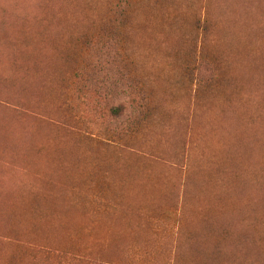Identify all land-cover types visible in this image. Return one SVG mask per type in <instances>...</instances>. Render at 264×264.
I'll return each instance as SVG.
<instances>
[{"label":"rangeland","instance_id":"rangeland-1","mask_svg":"<svg viewBox=\"0 0 264 264\" xmlns=\"http://www.w3.org/2000/svg\"><path fill=\"white\" fill-rule=\"evenodd\" d=\"M228 1L234 3L224 6L228 8L225 17L233 16L234 4L243 0ZM247 1L248 9L240 8L238 15L249 16L256 12V6L257 12L262 14L257 0ZM238 5L244 6L243 3ZM150 6H145V2L139 5L141 13L138 9L135 11V23L120 41L128 54L125 57L133 61V73L131 70L128 73L130 65L124 60L123 66L111 74L118 80L117 73L121 70L124 80L141 78L153 85L148 103L150 112L135 141L129 137L118 143L105 139L110 129L125 121V113L131 112V108L126 104L123 116L112 117L110 106L120 104L118 98H124L122 92L116 89L99 91L94 87L97 77L84 76L85 70H92L94 66L102 68L97 73L99 77L106 69L97 63L103 51H94V42L88 52L79 44L83 31L88 30L92 36L99 32L98 27L81 29L82 25L73 21L75 15L69 17L70 23L59 24V20L55 28L65 46L54 39L58 44L54 47L62 52L49 60L46 67L33 66L37 42L29 43L10 59L0 52V123L6 124L11 131L29 130L28 137L32 136L35 148L33 160L27 157L17 163L11 161L12 157L0 160L4 166L0 169V180L15 183L13 186L18 189L28 186L33 190L40 186L44 176H51V180L60 179L79 192L70 193L79 204V220L67 227L69 233L42 235L0 226V259L3 262V257L19 255L17 261L12 259L9 264H35L34 252L21 256L24 254L22 248L32 245L34 240L40 247L63 244L78 252L91 253L88 255L91 264H106L104 260L117 264H254L241 259L240 252H235L237 256L230 260L224 257L211 262L208 253L192 247L195 242L192 240L200 224L201 212L208 208L218 211L215 215L226 217L227 212H233L237 227L242 230L244 220L240 221V213L258 204L259 197L254 189L258 186L252 178L254 170L264 167V145L258 141L252 143L251 137L248 145L244 143L243 148L238 145L233 126L241 123L239 119L231 126L226 120L228 131L215 129L223 121L210 106H216L217 99L225 101L222 93L207 97L211 105L206 110L195 108L194 78L185 70L190 62L172 51L181 33L175 30L169 37L162 34L163 31L154 33L161 27L160 23L144 22ZM212 7L213 14L218 17L217 5L213 3ZM206 8L207 0H166L160 5L161 10L178 16L184 34L195 31L192 18L205 16ZM61 14L57 11L56 15ZM222 21H218L206 36V32L199 33V50L203 42L225 49L229 40L244 37L247 25L242 23L243 19L231 30L235 34L229 37H226L230 34L227 22L223 31ZM39 29V26L34 28L31 37L34 40L44 38ZM262 33L258 30L255 35L262 40ZM40 41L45 44V39ZM79 87H83L81 92ZM249 93L252 96L249 103L256 108L254 88L251 92L245 91V97ZM240 100L236 95L234 101L239 103ZM230 150L235 155L242 153L243 173L250 179L247 184L227 185L229 180H245L243 174L234 179V170L226 162ZM65 162L69 164L63 167ZM218 164L224 165L226 170L217 172ZM69 167L72 180L59 178L57 174L61 169ZM189 168L194 171L192 194L185 196L181 184ZM217 193L223 196L219 198ZM229 206L231 208L227 209ZM251 230L257 236L260 228ZM229 247L234 248L227 242L220 244L218 249ZM177 254H180L178 259ZM83 263L86 264L79 262Z\"/></svg>","mask_w":264,"mask_h":264},{"label":"trees","instance_id":"trees-1","mask_svg":"<svg viewBox=\"0 0 264 264\" xmlns=\"http://www.w3.org/2000/svg\"><path fill=\"white\" fill-rule=\"evenodd\" d=\"M165 1L166 0H0V29L2 28L0 31L2 32V30L5 29L2 33L0 32V40L4 43L2 45L0 41V52L4 54L5 58L9 57L10 59L12 55L20 54L23 51L22 48L28 46L29 43L32 45L37 42L38 46L35 49L36 58H33V66L35 68L46 67L49 60H52V58L54 59L62 52V49L58 50L54 47L58 45L55 43L54 39L58 42L60 40L62 43L59 42V45L63 44V46H65V42L62 41V37L55 28L59 20H61L59 24H63V22L70 23L69 17L75 15L74 18L76 17V20L73 19V21L78 26L81 24V29L88 26L98 27L100 29L99 32L92 36L88 30L83 31L80 35V40L82 42L79 40V44L88 52V47L94 42V51H103L101 57L97 59V63L103 65L106 69L103 70V72L101 71L102 75L100 74L99 77L97 73L102 70V68L94 66L92 70L83 71L84 76L86 78L90 76L93 78L97 77L94 87L99 91L100 89L104 91L107 89H116L122 92L124 98H118L120 104H113L110 106L109 110L112 117L120 118L124 115L125 105H130L131 112L125 113L127 116L125 121L120 122L116 128L110 129L108 133L105 134V139L109 142L118 143L121 142L124 137H129L132 141H135L136 138L140 136L143 121L150 112L148 103L151 101L152 95H150V93L153 85H148V83L141 78L124 80V75L121 70H118L117 73L118 80L113 79L111 74L114 69L123 66L124 60L130 65V68L127 69L128 73L130 70L133 73V68L131 67L133 61L130 62V58L125 57V55L128 56V54L125 48L121 46L120 41L126 38L127 29L132 27L135 23V11L141 3L145 2V6L151 5V8L149 7L150 9L146 11L144 22H159L161 26L155 29L154 33L163 31L165 33L162 34L167 37L171 36L169 33L175 30L176 33H181L177 36L179 41L175 42L172 51L178 54V57L184 59L185 62H190L185 70L194 78L195 108L202 107L206 110L208 105H211V103L207 102V97L211 94H217L216 92L222 93L225 97V101H219V99H217V105L215 106L212 104L213 107L210 106L211 110H216V114L219 115L221 117L220 120L223 121L222 124L216 125L215 129L219 131H228L226 120L228 119V125L231 126V123L235 124L234 121L239 119L241 123L233 126L235 129L234 132H236L238 145L241 148H243L244 143L248 145L249 137H251L250 141L252 143L258 141L259 144L262 143L264 145V0H257L263 15L257 12V6L256 12L251 13L249 16H247L248 14L238 15L240 8H245V10L248 9V1L243 0L237 2L238 4L243 3V7L234 4L235 7L231 9L235 16L227 17H225V10H228V8L224 6L230 7L234 3L233 1L231 3L228 0H220L219 2L217 0H207L205 16L193 17L192 19L195 21V31L186 34H184L181 25H179L180 20L178 16L160 9V5ZM213 3L217 5L215 9L219 12L218 17L212 12ZM14 4L18 6L15 8ZM8 5L10 6L8 7ZM43 7L45 10H43ZM7 10L8 12H10L9 10H13V12H10L13 15L10 13L8 14ZM94 10L95 15L93 16ZM57 11H61L62 14L57 16ZM141 11L142 9L139 8V14ZM22 13L23 17L20 15ZM24 13H28V15H26L27 17ZM42 13L43 16L41 15ZM18 14L22 19L20 18L17 21L16 18ZM142 14L145 15L144 13ZM14 15L17 17L15 18ZM10 16L15 19V22L10 20L13 19ZM220 18L223 20V31L226 27L225 22H227V30L230 34H226V37L235 34L231 32V30L235 29L238 22L243 19L242 23L247 25V29L245 28L244 30L245 36L243 38H235L232 41L229 40L225 49L218 48L211 43L207 44L206 42L200 41V43L203 42V44L199 50V33H201V31L204 33L206 32V36L208 31L218 25V21H221ZM16 23H20V27L16 25ZM12 25L15 27L12 28ZM4 26L6 27L3 29ZM36 26L40 27L39 30H41L40 32L44 38H37L35 40L31 38L33 37L34 28ZM54 28L55 32H53ZM251 28H253L254 32L250 30ZM258 30L263 32L261 36L262 40L255 35V32ZM51 35H53V38H50ZM5 39H7V42ZM19 39L20 41H18ZM41 39H45V44L40 41ZM70 43L72 44V41ZM35 70L41 72V70ZM253 88L257 99V101L254 102L256 108H253L251 105L252 103H249L252 98L250 93L245 97V91L251 92ZM82 89L83 87H79L80 92ZM236 95L241 99L239 103L234 101ZM221 100H223V98H221ZM99 111L102 112L103 110L100 109ZM197 114L198 113H195V115ZM1 123L0 160H10V157H12L11 161L17 163V161L25 157L31 160L35 159L33 138L32 136L28 137L30 131L24 128L11 131L6 124L2 125ZM251 124H253V126H251ZM233 155H235L234 151L230 150L226 157V162L234 170V179L236 180V178L243 174L245 180H236L237 182H230L229 180L227 185L231 183L247 184L250 179L248 178V174L245 173L244 175L243 173V155L241 152H239V155H235L236 158ZM68 164V162H65L63 167ZM72 165H74V163H72ZM2 167L4 166L0 164V169H2ZM223 169L226 170L224 165H217V172H221ZM61 170L62 172L56 173L58 177L71 181L72 176L70 167L66 170L64 168ZM193 174V168H189L181 184L185 196L190 195L192 192ZM263 175L264 167L254 170L255 177L252 178V181L258 186L254 189L259 200L257 205L252 204L247 207L245 211L243 210L240 213V221L244 220L242 230L238 229L236 216L233 212H227V217L225 215H215L218 211L214 208H211V210L208 208L209 211L206 209L201 212L200 224L196 226L197 232L196 235H193L194 238L192 240L197 244L193 242L192 247L196 246L201 253H208L209 261H218L220 258L224 257L226 260H230L234 255L237 256L235 252H240L241 259L251 261V263L254 264H264ZM13 185H15V183L0 180V226L7 229L29 230L31 233L48 235L69 233L67 227H70L72 223H76L79 220V204L76 198L70 194L71 192H79L73 191L68 183L60 179L51 180V176H44L40 186L33 190L26 185L27 188L21 189ZM248 195L249 194L246 195V198ZM217 196L220 198L223 194L217 193ZM229 208H231V206L227 209ZM247 211H249V213H247ZM254 220H257L255 224ZM178 223L180 226L181 221L178 220ZM184 226L183 223V227ZM194 227L195 226L192 225L191 228L194 229ZM259 228L260 231L258 235L254 236L251 229ZM20 235L22 234L20 233ZM227 242L233 245L234 248H221L223 250L220 251L221 249H218V246L220 244L226 245ZM31 243L32 245L22 248L24 254L21 256H25V252H34L33 259L36 262L35 264H79V262L82 261L86 262V264H91L88 256L91 255V253L81 252L80 250L78 252L76 248L64 246L63 244H56L52 247L47 245L49 249L45 246H37L34 240H32ZM178 256H180V254H177L176 259H178ZM17 258H19V255H15L12 258L3 257V260L5 263L9 264ZM196 258L199 259L197 255ZM1 262L5 264L2 260ZM103 262L106 264H117L111 260H104Z\"/></svg>","mask_w":264,"mask_h":264},{"label":"bare ground","instance_id":"bare-ground-1","mask_svg":"<svg viewBox=\"0 0 264 264\" xmlns=\"http://www.w3.org/2000/svg\"><path fill=\"white\" fill-rule=\"evenodd\" d=\"M252 2H253V1H252ZM11 4H12V3H11ZM4 6H5V5H4ZM9 6H10V5H8V7H9ZM11 6H12V5H11ZM14 6H15V4H14ZM14 6H13V8H14ZM17 6H18V5H16L15 8H16ZM13 8H12V9H13ZM5 9H7V8H5ZM5 9H4V10H5ZM8 9H9V8H8ZM17 9H18V8H17ZM9 11H10V12H13V10H12V11L9 10ZM7 12H8V10H7ZM10 12H8V14H9ZM22 12H23V11H22ZM3 13H4V12H3ZM249 13H250V12H249ZM10 14H12V13H10ZM24 14H25V16L28 15V13H24ZM2 15H3V14H2ZM5 15H6V13H5ZM5 15H4V16H5ZM12 15H13V14H12ZM16 15H17V14H16ZM20 15H22V17H23V13L20 14ZM20 15L18 14V17L16 16L18 19H17V18L15 17V15H14V17L16 18L17 21H18L20 18L22 19V17H21ZM25 16H24V19L26 20ZM247 16H248V15H247ZM10 17H11V16H10ZM26 17H27V16H26ZM11 18H13V17H11ZM248 18H249V17H248ZM2 19H3V18H2ZM27 19H28V18H27ZM10 20H13V21H14L15 19L13 18V19H10ZM3 21H4V20H3ZM5 21H6V20H5ZM11 22H12V21H11ZM11 22H10V24H11ZM14 22H15V21H14ZM14 22H13V24H14ZM8 23H9V22H8ZM22 23H23V22H22ZM22 23H21V24H22ZM27 24H28V22H27ZM16 25H18V26L20 27V23H19V24L16 23ZM49 25H50V24H49ZM28 26H29V25H28ZM245 26H246V25H245ZM1 27H2V26H1ZM5 27H6V26H4L3 29H4ZM14 27H15V26L12 25V28H14ZM30 27H31V26H30ZM235 27H236V26H235ZM17 28H18V27H17ZM17 28H16V31H17ZM21 28H22V27H21ZM21 28H20V29H21ZM1 29H2V28H1ZM1 29H0V30H1ZM242 29H243V28H242ZM261 29H262V28H261ZM4 30H5V29H4ZM4 30H2V32H3ZM6 30H7V28H6ZM0 32H1V31H0ZM2 32H1V33H2ZM249 32H250V31H249ZM242 34H243V33H242ZM251 34H252V33H251ZM4 35H5V34H4ZM4 35H3V37H4ZM244 36H245V35H244ZM1 37H2V34H1ZM17 37H18V36H17ZM0 39H1V38H0ZM28 39H29V38H28ZM2 40H3V39H2ZM6 40H7V39H5V41H6ZM241 40H242V39H241ZM250 40H251V39H250ZM0 41H1V40H0ZM18 41H20V39H19ZM28 41H29V40H28ZM6 42H7V41H6ZM247 42H248V41H247ZM1 43H2V41H1ZM18 43H19V42H18ZM3 44H4V43H2V45H3ZM19 44H20V43H19ZM5 45H6V43H5ZM256 45H257V44H256ZM7 46H8V45H7ZM16 46H17V45H16ZM12 48H13V47H12ZM16 48H17V47H16ZM20 48H21V47H20ZM22 49H23V48H22ZM249 56H250V55H249ZM257 56H258V55H257ZM249 61H250V60H249ZM254 67H255V66H254ZM256 69H257V68H256ZM248 118H249V117H248ZM235 119H236V118H235ZM244 120H245V119H244ZM247 125H248V124H247ZM247 125H246V126H247ZM238 130H239V129H238ZM257 157H258V156H257ZM232 165H233V164H232ZM260 173H261V172H260ZM255 175H256V174H255ZM258 175H259V174H258ZM263 176H264V175H263ZM253 177H255V176H253ZM257 179H258V178H257ZM256 181H258V180H256ZM260 181H261V180H260ZM261 186H262V185H261ZM258 189H259V188H258ZM253 190H254V189H253ZM263 197H264V196H263Z\"/></svg>","mask_w":264,"mask_h":264}]
</instances>
